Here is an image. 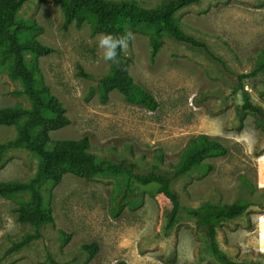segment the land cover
I'll return each instance as SVG.
<instances>
[{"label":"rangeland","instance_id":"rangeland-1","mask_svg":"<svg viewBox=\"0 0 264 264\" xmlns=\"http://www.w3.org/2000/svg\"><path fill=\"white\" fill-rule=\"evenodd\" d=\"M136 1L151 9L166 0ZM63 4V0H28L17 15L18 22L40 29L33 38L55 50L39 58V68L71 124L51 132L52 141L87 135L95 154L113 163H134L141 173L154 167L172 171L190 139L198 135L220 142L230 152L204 160L214 167L212 171L202 166L172 183L183 210L171 232L166 230L171 204L156 185L132 181L134 191L123 200L124 176L105 174L85 180L67 174L56 186H42L54 224L41 229L42 238L8 254L34 230L19 223L14 213L29 195L0 196V264H50L49 255L61 264H222L185 211L207 203L249 204L243 215L219 225L217 240L234 264H264V128L256 117L241 112L242 96L236 92L237 75H251L261 62L264 0H203L175 15L183 31L205 40L233 74L168 36L152 61L149 36L134 34L125 52L130 74L158 101L154 112L130 105L118 91L109 94L106 104L101 102L100 81L111 62L102 59L97 47L100 33H94L89 23L64 29ZM10 64L9 58L0 60V109L30 108V101L18 94L20 83L9 78ZM80 71L93 78L80 76ZM243 83L264 109V72ZM16 135L15 126H0V141ZM38 162L27 149L8 151L0 167V183L28 181ZM90 242L100 245L94 258L82 251V245Z\"/></svg>","mask_w":264,"mask_h":264},{"label":"trees","instance_id":"trees-1","mask_svg":"<svg viewBox=\"0 0 264 264\" xmlns=\"http://www.w3.org/2000/svg\"><path fill=\"white\" fill-rule=\"evenodd\" d=\"M28 0H0V60L11 59L8 67L9 78L19 82L22 90L18 93L27 98L30 108L21 105L0 109V126H15L17 135L14 139L0 141V167L6 154L12 149L24 148L38 158L35 175L28 181L12 180L0 183V196L9 198L28 194L29 200L18 206L14 213L17 221L33 228L34 233L27 234L20 242L13 245L8 254L18 253L33 241L42 238L41 229L54 224L52 211L45 205L42 186H56L67 174L85 180L94 179L100 175L124 176L123 200H127L134 190L131 182L140 186L156 185L158 193L170 202L167 210V232H171L179 223L183 210L180 194L172 188V183L186 177L199 167L212 171L214 167L204 164L209 157L227 156L229 149L220 142L206 135H198L190 139L182 151L180 162L168 172L154 167L146 173L138 171L134 163L123 161L113 163L105 157H100L92 151L89 136L80 140L52 141L51 132L63 129L71 124L67 110L45 83L39 68V58L52 54V47L43 45L32 35L40 30L36 25L18 22L17 15ZM64 29L72 25L81 27L89 23L94 33L121 35L126 32L147 34L150 39L151 60L154 61L163 45L164 37L168 36L176 43L201 53L209 62L220 67L225 73L233 74L226 60L216 54L209 44L196 36L186 33L181 28L175 15L180 10L197 6L203 0H166L157 8L141 7L138 1L110 0H63ZM27 55L32 57L28 61ZM120 64L111 63L109 73L102 77L101 102L106 104L109 94L118 91L130 105L141 106L149 111H156L158 101L153 94L134 82L130 74V60L125 52L119 55ZM264 72V49L261 52V62L251 75H237L236 92L242 96L241 112L256 117L264 128V109L245 90L243 80ZM80 76L93 78V75L80 71ZM53 147L50 149L49 145ZM249 204H205L199 208H185L188 215L196 221L197 232L208 242L213 257L222 264H234L221 250L217 240L219 225L243 215ZM70 235H66L68 242ZM82 251L94 258L100 251L96 242L85 243ZM176 255V253H175ZM50 264H61L51 255ZM177 262L176 258L173 261ZM125 264V263H122Z\"/></svg>","mask_w":264,"mask_h":264},{"label":"clouds","instance_id":"clouds-1","mask_svg":"<svg viewBox=\"0 0 264 264\" xmlns=\"http://www.w3.org/2000/svg\"><path fill=\"white\" fill-rule=\"evenodd\" d=\"M96 39L98 49L102 50V59L118 66L120 64L119 55L128 50L134 34L131 32L121 35L100 33Z\"/></svg>","mask_w":264,"mask_h":264}]
</instances>
